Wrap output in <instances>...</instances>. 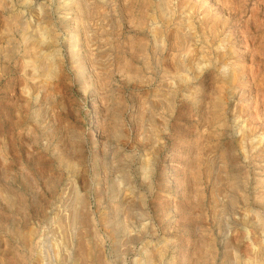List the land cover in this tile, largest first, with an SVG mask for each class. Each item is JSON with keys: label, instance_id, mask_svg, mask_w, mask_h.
Returning a JSON list of instances; mask_svg holds the SVG:
<instances>
[{"label": "rangeland", "instance_id": "1", "mask_svg": "<svg viewBox=\"0 0 264 264\" xmlns=\"http://www.w3.org/2000/svg\"><path fill=\"white\" fill-rule=\"evenodd\" d=\"M263 152L264 0H0V264H264Z\"/></svg>", "mask_w": 264, "mask_h": 264}, {"label": "bare ground", "instance_id": "2", "mask_svg": "<svg viewBox=\"0 0 264 264\" xmlns=\"http://www.w3.org/2000/svg\"><path fill=\"white\" fill-rule=\"evenodd\" d=\"M6 6V5H5ZM5 6L4 7H2V8H5ZM214 21V20H213ZM20 23H21V21H20ZM21 26H23V25H21ZM189 28V27H188ZM187 29V28H186ZM215 33V32H214ZM205 35V34H204ZM213 35V34H212ZM239 68V67H238ZM201 70V69H200ZM198 71V70H197ZM237 71V70H236ZM235 74V73H234ZM233 77V76H232ZM233 79V78H232ZM234 81V80H233ZM235 83H236V81H235ZM234 83V84H235ZM263 99V98H262ZM263 104V103H262ZM253 120H254V118H253ZM240 121V120H239ZM253 131V130H252ZM243 132V131H242ZM242 135H244V134H242ZM231 142V141H230ZM251 142H252V140H251ZM231 146V145H230ZM229 146V147H230ZM233 147V146H232ZM235 147V146H234ZM227 148V147H226ZM229 149H232V148H228L227 150L228 151H230ZM227 150H225V151H227ZM240 150V149H239ZM243 150V149H242ZM236 151V150H235ZM232 152H233V150H232ZM230 153V155H234L235 153H238V151L237 152H234V154L233 153ZM264 153V152H263ZM263 153L261 154V156L263 155ZM226 154H228L227 152H226ZM229 155V156H230ZM236 156H238L237 154H235ZM228 155H227V157H229ZM240 156V155H239ZM258 156V155H257ZM235 157V156H234ZM245 157V156H244ZM231 158H233V157H231ZM230 158V159H231ZM256 158H258V157H256ZM262 158V157H261ZM230 159H229V161H230ZM235 159V158H234ZM237 159V158H236ZM259 159V158H258ZM246 160H247V158H246ZM234 162H238L237 160L236 161H234ZM231 163V162H230ZM236 164V163H235ZM237 164H239V162L237 163ZM231 165H233L232 163H231ZM235 169V168H234ZM240 169V168H239ZM237 170H238V166H237ZM236 176V175H235ZM226 219V218H225ZM264 247V246H263ZM238 249V248H237ZM249 249V248H248ZM251 249V248H250ZM262 249V248H261ZM264 249V248H263ZM262 249V250H263ZM251 251V250H250ZM261 253H262V251L260 250V249H257V251L255 250V253L253 254L254 255V257H255V259L253 258V257H251V259L253 260V261H251L250 263H255V264H260L261 263V261H260V263H259V261H258V259H259V257H261L260 255H261ZM252 255V254H251ZM264 257V256H263ZM242 258V257H241ZM250 259V258H249ZM262 259V258H261ZM260 259V260H261ZM256 260V261H255ZM234 262H238L237 260L236 261H232V263H229V264H233ZM235 264V263H234ZM240 264V263H239ZM248 264H249V262H248Z\"/></svg>", "mask_w": 264, "mask_h": 264}]
</instances>
